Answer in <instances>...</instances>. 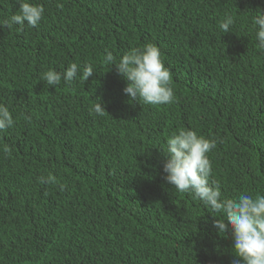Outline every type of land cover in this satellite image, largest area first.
Here are the masks:
<instances>
[{"label":"trees","instance_id":"16d2710c","mask_svg":"<svg viewBox=\"0 0 264 264\" xmlns=\"http://www.w3.org/2000/svg\"><path fill=\"white\" fill-rule=\"evenodd\" d=\"M33 2L45 8L37 27H0V103L15 120L0 133V264H232L231 234L213 226L221 214L167 184L163 154L172 132L194 129L217 141L208 155L223 196L264 194L253 23L264 0ZM18 8L0 0V19ZM147 42L171 72L170 104L130 102L105 60ZM73 62L93 75L41 79ZM99 97L103 117L90 112ZM49 173L56 183L41 184Z\"/></svg>","mask_w":264,"mask_h":264},{"label":"clouds","instance_id":"9594fccd","mask_svg":"<svg viewBox=\"0 0 264 264\" xmlns=\"http://www.w3.org/2000/svg\"><path fill=\"white\" fill-rule=\"evenodd\" d=\"M18 11L0 19V27L11 29L14 25L22 30L25 24L37 27L42 20L45 8L33 0H18ZM63 7L62 4L58 5ZM259 9V8H258ZM257 27L258 47L264 50V10L259 9L253 17ZM234 24L232 16L228 15L219 27L224 33L230 32ZM105 60L115 64L118 73L127 81L124 93L130 102L141 105H164L174 100L172 75L162 59L160 47L147 42L141 47L133 48L124 53L117 61L113 52L105 49ZM80 66L70 63L63 72L55 69L45 71L41 77L49 86H56L63 78L66 83L73 82L78 74L85 81L93 75L91 64ZM101 97L90 107V112L103 117L106 112ZM108 112V111H107ZM30 119V117H28ZM15 120L9 107L0 103V133L12 128ZM217 141L198 134L194 129H180L172 132L166 140V150L163 154L164 180L179 193H190L193 199L199 200L214 213H220L221 218L213 221V226L221 233H230L233 242L232 264H264V194L255 196L240 193L235 197H225L219 182L212 179L213 167L209 153L216 147ZM7 154L9 149L5 148ZM41 184H54L56 177L39 178Z\"/></svg>","mask_w":264,"mask_h":264}]
</instances>
